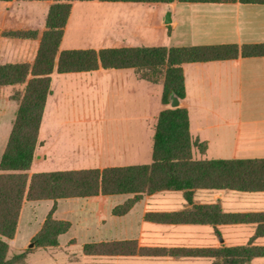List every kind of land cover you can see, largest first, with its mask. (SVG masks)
Masks as SVG:
<instances>
[{
  "label": "crops",
  "instance_id": "obj_1",
  "mask_svg": "<svg viewBox=\"0 0 264 264\" xmlns=\"http://www.w3.org/2000/svg\"><path fill=\"white\" fill-rule=\"evenodd\" d=\"M55 1L0 0V57L17 55L23 59L16 62L34 61ZM71 5L61 50L264 42V4L71 0ZM168 7L171 22L165 23ZM17 30L36 32V37L3 35ZM182 68L186 94L179 106L188 109L191 139L199 144L193 145V157L264 158V55L187 62ZM51 77V93L39 132L41 144L30 175L37 173L32 168L41 160L65 161L70 152H77L81 158L93 157L99 169L152 162L158 115L171 107L162 100L163 79L153 82L135 68L103 67L68 73L54 70ZM80 85L88 88L86 93H80ZM16 86L4 87H12V91ZM11 95L6 91L7 101H0V159L19 107V100ZM69 123L78 127L75 140ZM75 198L84 199L77 210L78 218H57V204L53 205V218L69 221L70 228L59 236L57 246L47 247L51 249L49 264H230L223 257L177 250L264 247V219L198 223L147 217L155 213H191L198 205H218L228 214H264V191L196 188L192 201L186 198L185 190L64 199ZM134 198L126 212H115ZM46 218L30 236L31 241ZM62 237H67L63 246ZM113 241L134 242L137 251L86 254L83 250L87 243ZM59 247L61 252L55 250ZM27 258L28 253L21 264H28ZM242 264H264V256Z\"/></svg>",
  "mask_w": 264,
  "mask_h": 264
},
{
  "label": "trees",
  "instance_id": "obj_2",
  "mask_svg": "<svg viewBox=\"0 0 264 264\" xmlns=\"http://www.w3.org/2000/svg\"><path fill=\"white\" fill-rule=\"evenodd\" d=\"M119 1V0H118ZM161 1L175 0H120ZM204 3H253L264 0H177ZM71 0H56L47 15L44 31L34 61L0 64V88L19 85V107L6 149L0 159V264L21 263L30 249L9 257V241L15 237L25 200H58L71 197H90L99 194L153 193L160 190H185L192 201L196 188L264 191V158L195 159L190 134L189 111L183 106L162 110L157 118L149 164L106 167L103 169H72L37 172L30 175L47 98L51 93V74L90 71L103 68H135L143 77L158 82L163 79L162 100L169 102L175 92L184 98L185 79L182 65L232 59L239 56H263L264 42L189 45L111 47L100 50L60 49L64 27L71 12ZM11 37H36V32L7 31ZM203 149V148H202ZM135 201L131 199L115 212H126ZM51 209L33 238L35 246L59 244V236L68 231L70 222L55 219ZM156 221L237 223L262 221L264 214H228L218 205H198L191 213H155L147 216ZM86 254L135 253L134 242H92L84 245ZM156 252V250H153ZM191 255H215L230 264H242L254 257L264 256V247L239 246L223 249H179Z\"/></svg>",
  "mask_w": 264,
  "mask_h": 264
},
{
  "label": "rangeland",
  "instance_id": "obj_3",
  "mask_svg": "<svg viewBox=\"0 0 264 264\" xmlns=\"http://www.w3.org/2000/svg\"><path fill=\"white\" fill-rule=\"evenodd\" d=\"M23 58L21 56H1L0 57V63H10V62H16L21 61ZM55 76H60L58 73H54ZM12 87H1L0 88V101L1 103H5L7 101L5 93H9L11 97L16 98L17 92L21 90L22 86L17 85L15 88L12 89ZM80 93L83 91L84 93L87 92L88 88L85 85H80ZM18 90V91H17ZM9 91V92H8ZM9 101V100H8ZM10 103V101H9ZM12 104H15L14 101H11ZM70 130L74 132V138L75 140L78 135L79 131L77 130L78 127L76 124L69 123L67 124ZM2 128V127H1ZM101 166L95 162L93 157H84L81 158L78 156L77 152H70L66 160L63 161L58 158H52L47 160H41L40 162L36 163V165L32 168L33 172H42V171H55L59 169H89V168H100ZM73 200L76 201H69L68 199H58L57 201L54 200H40V201H26L23 207L22 211V217L20 221V225L17 230V235L15 239L11 242L10 249H9V257H12L16 254H19L23 252L25 249H30L28 251V258L27 263L28 264H49V256L51 253V249L47 247H37L33 246L30 247L29 245L32 243V241L29 239L30 236L35 233L41 222L44 218H46L48 212L51 210L53 205L57 204V210L55 212V216L57 218H64V219H72L75 218V216L78 218V209H80L84 205V199L82 198H75ZM75 209L74 212L68 214L70 212L69 210ZM67 237L61 238V246L65 242ZM75 250L79 249L78 246H74ZM59 252H61L62 247H59ZM21 264V263H17Z\"/></svg>",
  "mask_w": 264,
  "mask_h": 264
},
{
  "label": "water",
  "instance_id": "obj_4",
  "mask_svg": "<svg viewBox=\"0 0 264 264\" xmlns=\"http://www.w3.org/2000/svg\"><path fill=\"white\" fill-rule=\"evenodd\" d=\"M164 22L165 23L171 22V8L170 7L167 8V11L164 15ZM169 103H170L171 107L179 106L180 105V97L175 92H171L169 95ZM34 245H35V242L32 241V243L29 246L33 247Z\"/></svg>",
  "mask_w": 264,
  "mask_h": 264
}]
</instances>
